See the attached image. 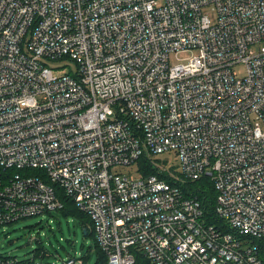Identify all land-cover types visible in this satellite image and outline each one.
I'll use <instances>...</instances> for the list:
<instances>
[{"label": "built area", "instance_id": "1", "mask_svg": "<svg viewBox=\"0 0 264 264\" xmlns=\"http://www.w3.org/2000/svg\"><path fill=\"white\" fill-rule=\"evenodd\" d=\"M170 150L180 173L113 171ZM62 194L108 264H264V0H0V227Z\"/></svg>", "mask_w": 264, "mask_h": 264}, {"label": "rangeland", "instance_id": "2", "mask_svg": "<svg viewBox=\"0 0 264 264\" xmlns=\"http://www.w3.org/2000/svg\"><path fill=\"white\" fill-rule=\"evenodd\" d=\"M205 11L216 20L217 12L213 6H208ZM259 49V45L254 46ZM196 52L174 53L172 62H188ZM48 65L57 67L67 66L76 70L77 66L68 59L48 61ZM234 70L238 78H244L247 74V67L243 63L236 64ZM63 70H55L61 74ZM153 160L162 163L167 169H175L181 172L180 158L174 150L165 151L152 156ZM139 164L126 167H115L114 172L133 173L139 176ZM91 230V226L89 225ZM97 240L92 235L84 233L82 221L78 217H66L60 212L43 214L29 217L11 224L0 227V255H12L21 260H33L34 264H65L70 256H76L79 260L88 255L89 264H98L100 255L97 248ZM43 249L44 256L38 254Z\"/></svg>", "mask_w": 264, "mask_h": 264}, {"label": "trees", "instance_id": "3", "mask_svg": "<svg viewBox=\"0 0 264 264\" xmlns=\"http://www.w3.org/2000/svg\"><path fill=\"white\" fill-rule=\"evenodd\" d=\"M138 164L140 166V172L143 173L144 175L158 173L157 167L152 162V158L147 155H143L139 159ZM39 171L40 170H34V173H39ZM186 187L188 191H190L191 193H193L199 198L205 210V215L206 217H208L209 221L211 223H219L220 219L215 214V207L217 203V192H216V189H215V186L212 180L208 176H203L198 180L188 181L186 183ZM61 197L64 201V207L59 211L60 214L66 217L74 216V217L80 218L84 229H87V234L85 233V231L84 233L86 235H92L96 239L95 233L89 229V225L91 224V219L77 207L75 201L72 198L64 194H62ZM97 248H98L99 255H100L98 264H108V259L106 255L103 253V251L101 250L98 242H97ZM38 251H39L38 254L41 256H44L46 254L43 249L42 250L39 249ZM83 260H84V264H89L88 255L84 256ZM28 263L34 264V262H31L30 260H28ZM143 264H146V263H143Z\"/></svg>", "mask_w": 264, "mask_h": 264}, {"label": "water", "instance_id": "4", "mask_svg": "<svg viewBox=\"0 0 264 264\" xmlns=\"http://www.w3.org/2000/svg\"><path fill=\"white\" fill-rule=\"evenodd\" d=\"M85 233L87 234V229H84Z\"/></svg>", "mask_w": 264, "mask_h": 264}]
</instances>
